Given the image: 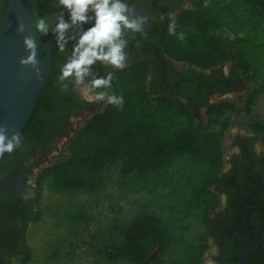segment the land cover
Returning <instances> with one entry per match:
<instances>
[{"label": "trees", "instance_id": "obj_1", "mask_svg": "<svg viewBox=\"0 0 264 264\" xmlns=\"http://www.w3.org/2000/svg\"><path fill=\"white\" fill-rule=\"evenodd\" d=\"M182 1V0H181ZM185 9L176 14L177 32L186 39L180 42L168 34V17L157 27L155 44L159 53L175 63L208 70L232 65V75L249 84L264 64V0H186ZM55 0H38L31 14H53ZM220 33L218 38L216 34ZM37 34L44 45L45 40ZM51 50L46 84L20 133L24 146H46L44 133L53 131L55 118L61 119L72 104L68 93L59 90L57 79L65 62ZM41 58V51H39ZM116 77L112 91L124 97L123 108L100 102L64 142L61 151L39 169L34 186L39 190L43 179L55 192L95 194L106 183L105 172L116 167L117 176L143 178L169 168L176 160L188 161L183 185L188 190L187 207L195 219L205 222L206 213L214 208L212 187L219 182L224 168L222 136L228 127L225 113L232 111L227 101L203 104V120L197 122L188 106L178 98L160 95L146 87L147 64L141 60L127 65ZM109 71V70H108ZM106 71L100 72L104 74ZM257 92L242 96V108L248 113ZM67 96V97H66ZM249 131L264 142V125L256 120ZM38 193L35 197V203ZM36 219L35 216L30 220ZM118 242L96 248L107 261L144 264L153 251L160 254L180 242L156 216L137 214L128 223L115 228ZM115 237V238H116ZM204 247L183 245L182 253L171 264H200ZM28 254L19 258L25 263Z\"/></svg>", "mask_w": 264, "mask_h": 264}, {"label": "flooded vegetation", "instance_id": "obj_2", "mask_svg": "<svg viewBox=\"0 0 264 264\" xmlns=\"http://www.w3.org/2000/svg\"><path fill=\"white\" fill-rule=\"evenodd\" d=\"M126 2L134 7L137 15L146 18L143 33H135L125 51L129 57L127 65L137 60L147 64L146 87L149 91L178 98L195 113L203 111V104H209L213 95L231 93L240 85L242 80L237 72L232 75L231 64H225V71L217 70L221 66L200 70L188 64L172 62L159 53L154 39L157 27L164 23L169 12L176 15L185 9L186 0ZM162 15L163 20L160 19ZM67 18L65 14V19ZM50 36L52 35L42 36V39ZM73 43L68 44V52L60 53L57 49L56 54L65 61ZM151 45L155 47L160 60ZM42 47L41 44V55ZM108 70L110 69L100 68L99 65L95 68L98 73ZM68 99L73 112L64 113L60 120L55 118L54 127L57 129L44 133L43 142L46 146L23 145L0 158V264L13 257L21 258L27 253L24 233L36 211L35 196L30 193L34 187V174L47 157L51 156V152L56 150L59 140L68 139L72 131L84 121L79 116L86 112L87 103L77 92L69 91ZM72 119L78 122H73ZM236 139L235 145L230 146L229 157L224 161L219 182L211 189L215 198L214 208L206 213L204 223L201 218L196 219L198 226L203 228L196 239V245L204 247L200 264H204L206 260L208 264H240L243 252L249 245L252 247L244 264H264L263 142L250 131ZM253 141L258 145L254 146ZM144 264L170 263L165 262L156 250L150 253Z\"/></svg>", "mask_w": 264, "mask_h": 264}, {"label": "rangeland", "instance_id": "obj_3", "mask_svg": "<svg viewBox=\"0 0 264 264\" xmlns=\"http://www.w3.org/2000/svg\"><path fill=\"white\" fill-rule=\"evenodd\" d=\"M216 36L220 38L221 34ZM226 68L224 65L217 70L225 71ZM251 90L257 93L248 113H245L242 96ZM219 101L230 102L233 107L224 115L228 123L222 136L225 161L237 136L249 133L251 121L264 125V64L253 82L245 84L241 81L231 93L213 95L209 102ZM100 106V103H87L86 112L79 118L85 120ZM193 115L197 122L203 120V111ZM75 119L73 122H78ZM64 139L59 140L51 156L61 151L67 138ZM51 156L34 175L51 161ZM187 167L188 161L181 158L169 168L139 179L134 176L120 179L116 167H111L105 172L104 187L95 194L55 192L49 185V179H43L39 190L34 186L30 191L35 197L38 193V199L35 203L36 219L28 222L24 233L27 248L24 256L28 254V259L23 263L19 257H13L4 264H130L107 261L97 254L96 248L113 243L115 239L118 242L115 228L128 223L141 212L156 216L174 236H180V242L161 254L162 259L171 264L182 253L183 245H196L197 236L203 232L192 216L194 210L187 207L188 190L183 185ZM205 263L208 264L207 260Z\"/></svg>", "mask_w": 264, "mask_h": 264}, {"label": "clouds", "instance_id": "obj_4", "mask_svg": "<svg viewBox=\"0 0 264 264\" xmlns=\"http://www.w3.org/2000/svg\"><path fill=\"white\" fill-rule=\"evenodd\" d=\"M55 6L62 10L58 13L35 17L28 27L32 35L23 38L27 55L19 60L21 66L29 67L37 79L41 77L42 61L39 59L40 36L53 35L55 46L60 53H70L60 67L57 79L62 93L77 92L86 103L105 102L114 107L123 108L124 97L112 91L114 71L100 74L95 71L97 65L103 69L122 71L128 64L129 57L125 51L126 37L130 33H143L146 18L136 14L134 7L126 0H55ZM67 14V19H65ZM168 34L180 42L186 39L183 31L177 32V21L174 13L167 14ZM161 20L164 19L162 15ZM91 25L85 28V25ZM17 34L26 31L25 24L18 20ZM24 137L21 133L11 132L0 125V158L5 153L11 154L23 147Z\"/></svg>", "mask_w": 264, "mask_h": 264}, {"label": "water", "instance_id": "obj_5", "mask_svg": "<svg viewBox=\"0 0 264 264\" xmlns=\"http://www.w3.org/2000/svg\"><path fill=\"white\" fill-rule=\"evenodd\" d=\"M38 0H0V125L11 132L20 133L30 118L35 103L46 84L50 69L51 50L55 45L54 36H50L42 47V73L39 79L29 67L21 66L19 60L27 55L23 46V38L32 35L29 26L31 14ZM62 10L56 8L55 12ZM22 21L26 31L17 34V21ZM135 33H130L127 39V50ZM155 55L160 60L156 49L151 45ZM140 53L137 52L136 55ZM252 245L246 247L240 264H244L247 253Z\"/></svg>", "mask_w": 264, "mask_h": 264}, {"label": "built area", "instance_id": "obj_6", "mask_svg": "<svg viewBox=\"0 0 264 264\" xmlns=\"http://www.w3.org/2000/svg\"><path fill=\"white\" fill-rule=\"evenodd\" d=\"M204 4H207L208 0H202Z\"/></svg>", "mask_w": 264, "mask_h": 264}]
</instances>
